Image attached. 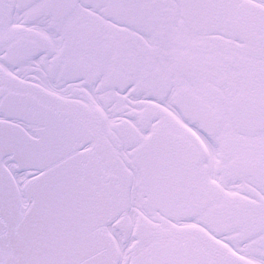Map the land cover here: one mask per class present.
<instances>
[{
  "label": "snow or ice",
  "instance_id": "1",
  "mask_svg": "<svg viewBox=\"0 0 264 264\" xmlns=\"http://www.w3.org/2000/svg\"><path fill=\"white\" fill-rule=\"evenodd\" d=\"M0 264H264V0H0Z\"/></svg>",
  "mask_w": 264,
  "mask_h": 264
}]
</instances>
